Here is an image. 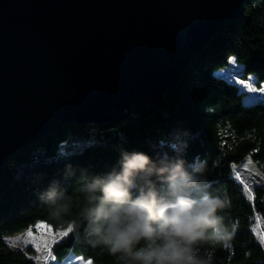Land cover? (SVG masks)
Listing matches in <instances>:
<instances>
[{
  "label": "water",
  "instance_id": "water-1",
  "mask_svg": "<svg viewBox=\"0 0 264 264\" xmlns=\"http://www.w3.org/2000/svg\"><path fill=\"white\" fill-rule=\"evenodd\" d=\"M247 2L0 0V182L66 124L145 123Z\"/></svg>",
  "mask_w": 264,
  "mask_h": 264
},
{
  "label": "trees",
  "instance_id": "trees-1",
  "mask_svg": "<svg viewBox=\"0 0 264 264\" xmlns=\"http://www.w3.org/2000/svg\"><path fill=\"white\" fill-rule=\"evenodd\" d=\"M233 63L243 67L236 72L240 80L258 88L264 85V0H248L242 19L215 35L179 86L165 96L169 102L145 123H69L10 157L0 182V264H38L31 248L15 249L8 238L41 222L54 231L72 227L53 244L54 264L78 257L91 264H125L86 243L84 226L77 225L83 205L74 191L76 181L61 179L64 166L72 163L91 174L103 173L115 163L120 148L148 151L177 129L191 134L188 159L206 158L213 168V190L222 189L231 200L223 215L238 227L227 246L215 247V264H264V244L255 234L258 221L264 233V186H254L249 194L237 177V166L246 161L264 175V100L249 99L246 89L224 75ZM52 180H61L75 201L63 225L50 217L39 199Z\"/></svg>",
  "mask_w": 264,
  "mask_h": 264
},
{
  "label": "clouds",
  "instance_id": "clouds-1",
  "mask_svg": "<svg viewBox=\"0 0 264 264\" xmlns=\"http://www.w3.org/2000/svg\"><path fill=\"white\" fill-rule=\"evenodd\" d=\"M190 137L177 129L148 151L122 147L103 173L65 164L61 179L76 181L77 225L89 246L125 264H215V247L227 246L238 226L223 215L231 200L213 190L209 161L188 159ZM39 199L54 221L68 223L75 201L61 180Z\"/></svg>",
  "mask_w": 264,
  "mask_h": 264
},
{
  "label": "rangeland",
  "instance_id": "rangeland-1",
  "mask_svg": "<svg viewBox=\"0 0 264 264\" xmlns=\"http://www.w3.org/2000/svg\"><path fill=\"white\" fill-rule=\"evenodd\" d=\"M242 69L243 67L241 65L237 63H233L231 69L226 71L224 75H226L232 82L240 85L238 83L240 78H238V76L236 75V72H240ZM246 83H250L253 87L257 89L256 92H250L248 91L247 88L240 85L241 87H243L244 89L248 91L250 95L249 99H263L264 100V92L259 91L261 87L258 88L254 86L252 81H247ZM262 87H264V85ZM237 169H238L237 177L240 180H242L249 194H252V189L254 188V186H264V175L261 172V170L257 166H255L253 163L246 161L243 164L237 166ZM36 226L30 229L33 232V235L37 237L44 235L45 237H47L48 235L47 231L43 229L38 230ZM28 231L24 232L23 234H19V235L8 238V242L10 246L15 249H20V250H26L27 248H31L34 251L32 258L38 264H54V260L51 255L53 244L49 250L37 251L34 245L30 243H26V241L30 239L27 235ZM52 231L53 233L61 232V231H54V230ZM255 234L257 235L259 240H260V237L264 235L259 221L257 222V225L255 227ZM59 239L60 237L57 236L56 241H58ZM69 258H72V256H70ZM60 264H65V262L64 263L62 262ZM66 264H88V262L83 260L81 257H78V258H73L71 260H68Z\"/></svg>",
  "mask_w": 264,
  "mask_h": 264
},
{
  "label": "snow or ice",
  "instance_id": "snow-or-ice-1",
  "mask_svg": "<svg viewBox=\"0 0 264 264\" xmlns=\"http://www.w3.org/2000/svg\"><path fill=\"white\" fill-rule=\"evenodd\" d=\"M238 83L240 85L244 86L245 88H247L248 91H250V92H256L257 91V89L255 87H253L250 83H246L244 80H239ZM259 91L264 92V87H261L259 89ZM250 199H251V197H250ZM36 227L38 230L43 229V230H46L48 233L47 237H45L44 235L37 237V236L33 235V232L31 230L28 231L27 235L30 239L27 240L26 243H30V244L34 245L35 248L37 249V251L49 250L51 248L52 244L57 242L56 241L57 236L60 238L67 237L69 235V233L72 232V227L69 226L66 231L53 233L51 227L44 224L43 222L37 224ZM260 240L262 243H264V235H262L260 237ZM88 264H91V261H89Z\"/></svg>",
  "mask_w": 264,
  "mask_h": 264
}]
</instances>
